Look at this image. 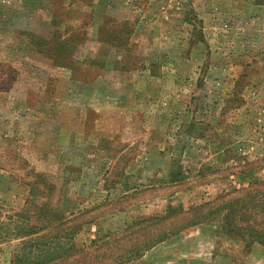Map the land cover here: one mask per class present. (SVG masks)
<instances>
[{"label":"rangeland","instance_id":"rangeland-1","mask_svg":"<svg viewBox=\"0 0 264 264\" xmlns=\"http://www.w3.org/2000/svg\"><path fill=\"white\" fill-rule=\"evenodd\" d=\"M29 169L77 224L50 264H264L219 210L264 189V0H0V232Z\"/></svg>","mask_w":264,"mask_h":264},{"label":"trees","instance_id":"trees-1","mask_svg":"<svg viewBox=\"0 0 264 264\" xmlns=\"http://www.w3.org/2000/svg\"><path fill=\"white\" fill-rule=\"evenodd\" d=\"M105 27L108 26L102 24L100 29L104 30ZM106 32L107 38L103 40V43L109 45L115 54L117 51L128 53L133 50L134 45L130 41L133 31L127 22L120 26L114 22ZM53 43L54 41H45V46L36 43L35 46L46 47L45 51L50 52ZM59 59L60 57L57 56L55 62ZM129 62L128 60L119 61L121 66ZM133 65L134 63L130 69H134ZM26 173L31 180L26 183L28 193L24 206L15 214L16 219H8L6 225L8 227L12 225V228L0 232V241H17L10 264H50L77 251L74 244L77 224L68 226V217L72 214L66 215L52 203L51 198L54 196L56 186L46 176L35 170L29 169ZM172 179L180 180V171L172 172ZM219 210L225 214L223 230L227 235L243 242L247 247L256 244L264 248V189L255 194L248 193L243 197L235 198ZM252 220L253 222H250ZM185 225H195V222ZM184 228L185 226L181 229L177 228L168 236L176 235Z\"/></svg>","mask_w":264,"mask_h":264},{"label":"crops","instance_id":"crops-1","mask_svg":"<svg viewBox=\"0 0 264 264\" xmlns=\"http://www.w3.org/2000/svg\"><path fill=\"white\" fill-rule=\"evenodd\" d=\"M89 9H88V13H89ZM82 14H84V12L82 13ZM81 20H85V18H83V16H82V18H81ZM80 22V20H75L74 21V23H76V24H78L79 22ZM69 23H70V25H72V21H69ZM130 41L132 42V40L130 39ZM170 41V40H169ZM171 50V49H170ZM168 51V53H173V52H175L177 49H173V50H171V51ZM144 72V71H143ZM145 72H147L148 73V76L149 77H153V76H155L154 74H153V72H152V70L151 69H147V70H145ZM260 260H261V262L264 260V258L263 257H261L260 258ZM258 263H260V262H258Z\"/></svg>","mask_w":264,"mask_h":264}]
</instances>
